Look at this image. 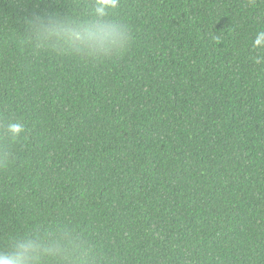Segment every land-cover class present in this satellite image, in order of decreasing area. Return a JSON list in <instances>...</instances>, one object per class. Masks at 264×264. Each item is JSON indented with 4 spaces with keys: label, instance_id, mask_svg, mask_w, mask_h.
I'll return each mask as SVG.
<instances>
[{
    "label": "trees",
    "instance_id": "trees-1",
    "mask_svg": "<svg viewBox=\"0 0 264 264\" xmlns=\"http://www.w3.org/2000/svg\"><path fill=\"white\" fill-rule=\"evenodd\" d=\"M5 254L264 264V0H0Z\"/></svg>",
    "mask_w": 264,
    "mask_h": 264
},
{
    "label": "clouds",
    "instance_id": "clouds-1",
    "mask_svg": "<svg viewBox=\"0 0 264 264\" xmlns=\"http://www.w3.org/2000/svg\"><path fill=\"white\" fill-rule=\"evenodd\" d=\"M118 0H116V3L114 5L115 8L117 6ZM106 25H100L98 32L100 34L104 33V29H105ZM114 35V34H113ZM94 35L90 34L88 40L85 43L90 44L92 42V40L94 39ZM14 128H18L19 126H13ZM40 245L39 244H32L31 245V249L32 251H37L39 249ZM38 257H34V256H23V255H12L9 256L7 254L5 255H0V264H27L28 260H37Z\"/></svg>",
    "mask_w": 264,
    "mask_h": 264
},
{
    "label": "snow or ice",
    "instance_id": "snow-or-ice-1",
    "mask_svg": "<svg viewBox=\"0 0 264 264\" xmlns=\"http://www.w3.org/2000/svg\"><path fill=\"white\" fill-rule=\"evenodd\" d=\"M94 3L97 7V11L103 15L106 10H110L114 7L116 0H94Z\"/></svg>",
    "mask_w": 264,
    "mask_h": 264
}]
</instances>
